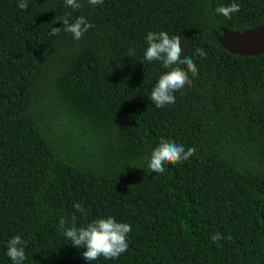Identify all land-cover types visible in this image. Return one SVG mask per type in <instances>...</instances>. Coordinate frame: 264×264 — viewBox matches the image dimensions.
Returning a JSON list of instances; mask_svg holds the SVG:
<instances>
[{"label":"trees","instance_id":"trees-1","mask_svg":"<svg viewBox=\"0 0 264 264\" xmlns=\"http://www.w3.org/2000/svg\"><path fill=\"white\" fill-rule=\"evenodd\" d=\"M79 2L0 0V264L17 235L23 264H264V54L217 39L263 24L264 0ZM233 2L231 20L215 12ZM65 15L93 27L50 36ZM150 31L179 35L199 71L162 108L149 97L168 69L144 60ZM162 138L196 152L148 173ZM73 214L77 228L129 223L127 252L85 260L60 230Z\"/></svg>","mask_w":264,"mask_h":264},{"label":"clouds","instance_id":"clouds-1","mask_svg":"<svg viewBox=\"0 0 264 264\" xmlns=\"http://www.w3.org/2000/svg\"><path fill=\"white\" fill-rule=\"evenodd\" d=\"M92 6L103 5L104 0H88ZM66 6L71 7L74 11L79 10L82 4L79 0H65ZM18 7L22 10L28 9L27 0H19ZM241 7L238 3L233 2L228 6H218L215 12L231 20L233 14L239 13ZM57 21L63 22V27H54L49 33L50 36H59L61 30L71 33L77 41L81 40L85 33L93 27L85 17L80 16L74 22H70L69 16L56 18ZM147 48L144 53V60L148 62L159 61L167 72L163 73L154 87L152 88L149 99L158 108L165 107L176 102V93L184 94L185 89L192 85V77H198V68L190 57L183 56L181 38L179 35L170 36L166 31H150L146 36ZM196 54L201 58H206L203 48H197ZM135 50L129 51L128 57L134 54ZM181 65L186 66L180 67ZM196 149L189 147L187 150L183 145L174 141L161 139L157 147L151 153L148 161V173L164 175L167 165H179L194 156ZM131 166V165H130ZM78 212L86 215L85 209L81 203L74 204ZM75 214H73V225L65 227L66 219L61 218L59 221L60 230L71 244L78 248H86L82 253L83 258L87 261H96L100 257L109 260H115L128 250V234L132 232V226L129 223L118 222L114 217L99 218L85 227L77 228L75 226ZM219 232L211 236V240L216 243L223 239ZM231 240V236L227 237ZM27 241L17 235L10 239L7 245V255L13 261V264H23L26 259L25 248Z\"/></svg>","mask_w":264,"mask_h":264},{"label":"water","instance_id":"water-1","mask_svg":"<svg viewBox=\"0 0 264 264\" xmlns=\"http://www.w3.org/2000/svg\"><path fill=\"white\" fill-rule=\"evenodd\" d=\"M219 43L224 49L240 56H258L264 54V23L241 32L221 29Z\"/></svg>","mask_w":264,"mask_h":264}]
</instances>
